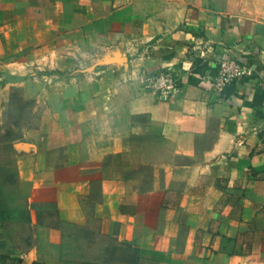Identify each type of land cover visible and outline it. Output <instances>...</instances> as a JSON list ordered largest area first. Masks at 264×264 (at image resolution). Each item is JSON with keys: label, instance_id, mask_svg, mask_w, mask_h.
<instances>
[{"label": "crops", "instance_id": "0c3cea01", "mask_svg": "<svg viewBox=\"0 0 264 264\" xmlns=\"http://www.w3.org/2000/svg\"><path fill=\"white\" fill-rule=\"evenodd\" d=\"M230 57L252 74L216 90ZM18 96L32 242L0 264H264V0H0Z\"/></svg>", "mask_w": 264, "mask_h": 264}, {"label": "rangeland", "instance_id": "374dc122", "mask_svg": "<svg viewBox=\"0 0 264 264\" xmlns=\"http://www.w3.org/2000/svg\"><path fill=\"white\" fill-rule=\"evenodd\" d=\"M31 104L32 101L21 100L18 96L10 112L0 113V240L11 243L13 251L26 248L25 240L30 234L26 207L17 191L16 142L22 127L16 121L29 117Z\"/></svg>", "mask_w": 264, "mask_h": 264}, {"label": "built area", "instance_id": "2783aa9c", "mask_svg": "<svg viewBox=\"0 0 264 264\" xmlns=\"http://www.w3.org/2000/svg\"><path fill=\"white\" fill-rule=\"evenodd\" d=\"M249 65L234 57L222 59L214 80V88L222 91L224 88L244 77L251 75ZM149 90L160 100L165 101L174 97L180 90V80L175 71L163 70L150 75L146 79Z\"/></svg>", "mask_w": 264, "mask_h": 264}, {"label": "trees", "instance_id": "16d2710c", "mask_svg": "<svg viewBox=\"0 0 264 264\" xmlns=\"http://www.w3.org/2000/svg\"><path fill=\"white\" fill-rule=\"evenodd\" d=\"M31 242H32V236H30V234H29L28 237H27L26 240H25V243L27 244L26 247H27L28 245H30ZM11 246H12L11 244H10V245H7V246H5V247L3 246L2 249L8 250V251H13V249H12Z\"/></svg>", "mask_w": 264, "mask_h": 264}]
</instances>
